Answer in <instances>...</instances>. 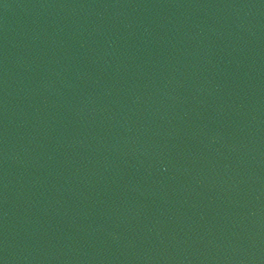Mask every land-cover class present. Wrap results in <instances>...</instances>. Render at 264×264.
<instances>
[{
  "label": "water",
  "instance_id": "water-1",
  "mask_svg": "<svg viewBox=\"0 0 264 264\" xmlns=\"http://www.w3.org/2000/svg\"><path fill=\"white\" fill-rule=\"evenodd\" d=\"M0 264H264V0H0Z\"/></svg>",
  "mask_w": 264,
  "mask_h": 264
}]
</instances>
